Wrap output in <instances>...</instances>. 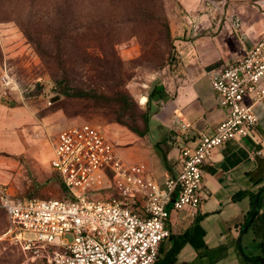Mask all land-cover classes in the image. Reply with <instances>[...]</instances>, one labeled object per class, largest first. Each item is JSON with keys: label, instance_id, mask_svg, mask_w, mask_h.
<instances>
[{"label": "built area", "instance_id": "obj_1", "mask_svg": "<svg viewBox=\"0 0 264 264\" xmlns=\"http://www.w3.org/2000/svg\"><path fill=\"white\" fill-rule=\"evenodd\" d=\"M203 4L212 14L222 7L217 0ZM184 19L195 26L191 13ZM229 21L239 35V18L231 15ZM209 82L217 104L227 110L225 117L214 132H200L195 145L181 147L177 173L161 183L145 164L126 162L97 124L59 130L51 141L49 165L67 197L22 199L0 182V208L10 237L23 250L41 249V264H155L169 236L170 212L197 214L204 165L213 149L246 137L257 124L252 107L264 100V32L241 58L212 70ZM0 88H18L5 65L0 66ZM189 127L182 123L183 130Z\"/></svg>", "mask_w": 264, "mask_h": 264}, {"label": "crops", "instance_id": "obj_2", "mask_svg": "<svg viewBox=\"0 0 264 264\" xmlns=\"http://www.w3.org/2000/svg\"><path fill=\"white\" fill-rule=\"evenodd\" d=\"M217 1L222 2V7L212 14L206 13L203 0H175L176 30L183 37L178 40L184 46L183 63L171 84L173 94L169 95L168 88L166 93L158 91L150 100L153 110L149 111L146 135L154 137L153 153L143 146L144 136L131 131L130 141L140 147L128 146L126 150L117 147L126 162L145 164L160 183L177 173L181 147L195 145L200 132H214L225 117V110L217 104L210 86V72L241 58L264 32V0ZM187 12L194 16L195 26L186 23ZM231 15L240 20L239 35L231 27ZM141 97L150 108V101ZM252 111L258 121L249 134L229 139L213 149L205 163L203 201L197 214L190 216L186 210L170 212L168 244L162 242L163 253L174 241L182 242L176 254L178 264H244L246 261L243 239L247 231L253 234L250 229L242 232V225L250 209L251 194L260 188L259 211L264 210V100L254 104ZM151 120L155 121L154 126H150ZM183 122L190 123V127L183 130ZM135 152L143 153L137 158L139 161L128 159L135 157ZM256 253L257 247H253L248 254Z\"/></svg>", "mask_w": 264, "mask_h": 264}, {"label": "rangeland", "instance_id": "obj_3", "mask_svg": "<svg viewBox=\"0 0 264 264\" xmlns=\"http://www.w3.org/2000/svg\"><path fill=\"white\" fill-rule=\"evenodd\" d=\"M163 5L171 40L178 53V61L171 70L167 65L159 64V57L146 58L136 36H130L115 45L116 56L121 61L124 89L138 107L148 113L153 110L152 102H149L152 105L149 108V104L142 102L141 96L147 98L154 87L164 93L170 88L168 93L171 96L174 75L183 63L184 46L178 41L183 37L176 30L174 15L178 10L175 0H163ZM58 10L55 2H44L37 18L44 25L52 23V20L57 19ZM30 11L29 0H0V66L8 68L18 85L14 90L0 88V182L8 184L10 190L22 199H64L67 197L66 190L49 165L51 141L59 130L87 121L107 131L119 149L126 150L128 146L137 147L139 144L130 141V130L126 126L114 121L120 117V110L114 102L109 99L64 96L58 92L55 78H64L78 87L86 82L98 85L101 80L95 69H100L101 61L97 60L100 52L89 49L83 53L76 51L75 54H68L58 43L51 42L55 67L49 69L18 24L28 17ZM111 73L108 72L109 78ZM224 110L226 113V108ZM125 119L130 121V117ZM154 124L155 121L151 120L150 126ZM153 139L147 135L143 139V146L152 153ZM134 155L128 159L139 161L137 158H141L143 153L135 152ZM8 226L6 217L0 211V264H41L39 255L42 250H23L7 233ZM244 237L243 250L248 255L251 248L257 247L256 241L250 231ZM163 244H168L167 238ZM159 257L161 261H166L163 254ZM174 264H178L176 259Z\"/></svg>", "mask_w": 264, "mask_h": 264}, {"label": "trees", "instance_id": "obj_4", "mask_svg": "<svg viewBox=\"0 0 264 264\" xmlns=\"http://www.w3.org/2000/svg\"><path fill=\"white\" fill-rule=\"evenodd\" d=\"M29 2L31 11L28 17L18 24L49 69L55 67L51 42L56 45L58 43V46L68 54H75L76 51L83 53L89 49L100 52V56L97 57V60L101 61L100 69H95L97 77L101 80L98 85L86 82L78 87L64 78H55L58 92L64 96L109 99L120 110V117L114 121L126 126L139 137L145 136L149 132V114L142 111L124 89L121 61L116 56L115 45L130 36H136L146 58L159 57L161 60L159 64L163 63L171 70L172 65L178 61V53L171 40L163 0H29ZM44 2L48 4L55 2L59 9L57 19L45 25L37 18V13ZM36 7L38 8L35 12ZM108 72H112L110 78ZM51 73L54 75L55 72ZM158 91L160 90L154 87L148 93L147 101L149 102ZM125 117H130V121ZM56 176L60 179L57 174ZM256 194L257 192L251 194L250 209L242 228L249 220ZM259 203L260 197L255 215L247 228L251 230L256 241L257 253L245 254L244 264L254 263L249 259L264 258V210L259 211ZM0 211L6 217L4 210L0 208ZM181 245L182 242L174 241L170 249L163 253L161 243L159 255L163 254L166 261H161L159 257L155 264H174Z\"/></svg>", "mask_w": 264, "mask_h": 264}, {"label": "water", "instance_id": "obj_5", "mask_svg": "<svg viewBox=\"0 0 264 264\" xmlns=\"http://www.w3.org/2000/svg\"><path fill=\"white\" fill-rule=\"evenodd\" d=\"M260 191H261V190H259V192H257V194H256V196H255V198H254V200H253V204H252V209H251V214H250L249 220H248V222L245 224V226H244L242 232H244V231L247 230V228L249 227V224H250L251 220L253 219V217H254V215H255L256 204H257L258 199H259ZM238 243H239V246H240V241H239ZM249 260H251V261L254 262V263L259 262V263H261V264H264V258H262V257L254 258V259H249Z\"/></svg>", "mask_w": 264, "mask_h": 264}]
</instances>
